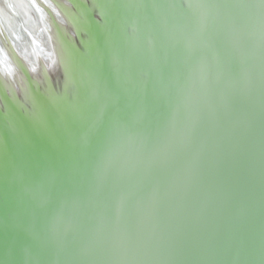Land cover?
Segmentation results:
<instances>
[{
	"label": "water",
	"instance_id": "obj_1",
	"mask_svg": "<svg viewBox=\"0 0 264 264\" xmlns=\"http://www.w3.org/2000/svg\"><path fill=\"white\" fill-rule=\"evenodd\" d=\"M0 264H264V0H0Z\"/></svg>",
	"mask_w": 264,
	"mask_h": 264
}]
</instances>
